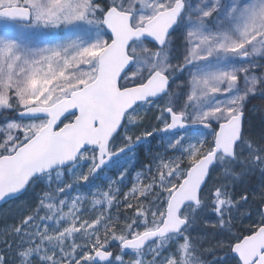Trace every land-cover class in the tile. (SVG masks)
Instances as JSON below:
<instances>
[{
  "label": "snow or ice",
  "instance_id": "snow-or-ice-1",
  "mask_svg": "<svg viewBox=\"0 0 264 264\" xmlns=\"http://www.w3.org/2000/svg\"><path fill=\"white\" fill-rule=\"evenodd\" d=\"M254 97L264 0H0V264H264Z\"/></svg>",
  "mask_w": 264,
  "mask_h": 264
},
{
  "label": "rangeland",
  "instance_id": "rangeland-1",
  "mask_svg": "<svg viewBox=\"0 0 264 264\" xmlns=\"http://www.w3.org/2000/svg\"><path fill=\"white\" fill-rule=\"evenodd\" d=\"M174 42H175V45H176V48L178 49V51L176 52V55L179 56L182 54L183 52V44H182V38L180 37L179 34H176L175 38H174ZM251 100H257V102L252 105V107L250 108L249 110V113L247 114V119L249 118V114L251 116H254V117H258L260 120L261 119H264V99L260 98V97H254L253 99ZM250 100V101H251ZM258 103H262L261 107H259V105H257ZM251 104V102H249L248 106ZM253 106H255L257 109H259L260 111H256V112H253L251 111V109L253 108ZM8 118H11L10 116ZM5 117L3 115H0V124L3 123ZM248 122V121H246ZM155 121H152V120H146L145 121V125L146 126H149L151 124H154ZM155 142V141H154ZM156 143V142H155ZM155 146V145H154ZM255 184V181L252 182V186H254ZM208 219L210 220H214L215 217L214 216H211L209 215L208 216ZM207 231L210 233L212 231V229H207ZM114 250L116 251V249L114 248ZM208 259H211V257H207ZM127 259V258H126Z\"/></svg>",
  "mask_w": 264,
  "mask_h": 264
},
{
  "label": "trees",
  "instance_id": "trees-1",
  "mask_svg": "<svg viewBox=\"0 0 264 264\" xmlns=\"http://www.w3.org/2000/svg\"><path fill=\"white\" fill-rule=\"evenodd\" d=\"M250 102H251V104L248 106L249 110L252 107V105H254L257 102V100H251ZM257 105H259V107H261L262 103H258ZM249 110H246V114L249 113ZM246 121L259 124L260 119L258 117H254V116H251L249 114V118L248 119L246 118ZM154 145H153V147H154ZM144 153H145V147L144 146L137 150V158H136V161L131 168V175L129 177V180H131L132 176H134L137 171H140L144 167V164L147 163V158H146Z\"/></svg>",
  "mask_w": 264,
  "mask_h": 264
}]
</instances>
